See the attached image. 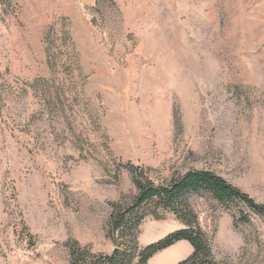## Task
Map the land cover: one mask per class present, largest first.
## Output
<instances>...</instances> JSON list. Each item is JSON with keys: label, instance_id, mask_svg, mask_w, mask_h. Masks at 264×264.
Wrapping results in <instances>:
<instances>
[{"label": "rangeland", "instance_id": "1", "mask_svg": "<svg viewBox=\"0 0 264 264\" xmlns=\"http://www.w3.org/2000/svg\"><path fill=\"white\" fill-rule=\"evenodd\" d=\"M126 163L264 204V0H0V264H70L69 239L111 253ZM189 199L220 264H264V217ZM184 226L148 217L139 243Z\"/></svg>", "mask_w": 264, "mask_h": 264}, {"label": "trees", "instance_id": "2", "mask_svg": "<svg viewBox=\"0 0 264 264\" xmlns=\"http://www.w3.org/2000/svg\"><path fill=\"white\" fill-rule=\"evenodd\" d=\"M132 175L136 194L130 201L111 202L107 236L114 243V253H95L76 239L65 246L70 264H148L159 252L184 240L192 253L177 264H220L212 251L211 240L202 229L189 196L206 197L224 209L234 211L242 223L251 221V214L264 217V204L257 203L248 193L223 176L208 169H191L156 183L141 167L124 164ZM174 215L185 226L142 247L139 243L141 226L148 217L163 220Z\"/></svg>", "mask_w": 264, "mask_h": 264}, {"label": "crops", "instance_id": "3", "mask_svg": "<svg viewBox=\"0 0 264 264\" xmlns=\"http://www.w3.org/2000/svg\"><path fill=\"white\" fill-rule=\"evenodd\" d=\"M184 242H186V241H184V240L178 241L174 245L165 249V250L170 252V256H172L173 260L185 258L191 253L192 250H191L190 244L187 243L190 246V248H189L186 246L187 244H185ZM165 250H163V251H165ZM187 252H188V254H187Z\"/></svg>", "mask_w": 264, "mask_h": 264}, {"label": "water", "instance_id": "4", "mask_svg": "<svg viewBox=\"0 0 264 264\" xmlns=\"http://www.w3.org/2000/svg\"><path fill=\"white\" fill-rule=\"evenodd\" d=\"M117 251V248H115L114 250H113V252L115 253Z\"/></svg>", "mask_w": 264, "mask_h": 264}, {"label": "bare ground", "instance_id": "5", "mask_svg": "<svg viewBox=\"0 0 264 264\" xmlns=\"http://www.w3.org/2000/svg\"><path fill=\"white\" fill-rule=\"evenodd\" d=\"M163 262H160L159 264H162ZM156 264V263H155Z\"/></svg>", "mask_w": 264, "mask_h": 264}]
</instances>
